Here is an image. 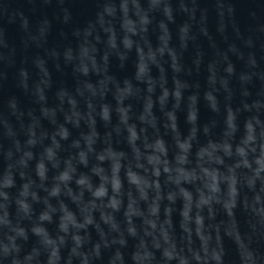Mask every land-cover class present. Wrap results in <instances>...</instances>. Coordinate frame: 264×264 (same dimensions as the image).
Segmentation results:
<instances>
[{"label": "clouds", "instance_id": "1", "mask_svg": "<svg viewBox=\"0 0 264 264\" xmlns=\"http://www.w3.org/2000/svg\"><path fill=\"white\" fill-rule=\"evenodd\" d=\"M57 7L53 19L69 24L64 0ZM211 7L215 34L208 7L197 0H102L94 20L73 29L76 46L62 51L48 47L46 14L34 27L20 14L24 49L38 51L31 58L36 78L25 58L17 86L37 107L23 110L13 96L0 113V137L8 142H0V264H227L226 242L236 264H264V24L244 36L230 4L216 0ZM179 15L174 45L169 25ZM200 38L212 51L207 62ZM0 48H8L2 32ZM133 52L131 78L109 73L110 57L123 68ZM14 57L15 49L0 53V63L15 67ZM61 59L76 85L60 87L49 106L48 61L60 71ZM202 67L203 99L213 113L221 112L224 94L218 137L215 121L198 122L199 82L181 79ZM182 105L186 134L178 126Z\"/></svg>", "mask_w": 264, "mask_h": 264}, {"label": "water", "instance_id": "2", "mask_svg": "<svg viewBox=\"0 0 264 264\" xmlns=\"http://www.w3.org/2000/svg\"><path fill=\"white\" fill-rule=\"evenodd\" d=\"M102 0H64L65 6H67L72 13V20L69 24L65 25L53 17L59 12L57 7L59 0H52L51 6H44L43 0H0V32L3 33V39L7 43L8 48H0V53H7L12 49H15V67H9L4 63H0V72H4L6 75L5 79H0V113L6 114V102L9 98L15 96L19 102L20 107L23 110H28L33 107H37L33 103V98L29 95L24 94V92L17 86L16 70L21 66V61L25 58L28 59L26 67L32 71V78L35 79V72L31 69V58L37 54V49L35 47H29L27 50L24 49L23 40L26 38V34L21 28L20 14H23L29 19L30 25L35 26L37 21L42 15L46 14L50 20H52V30L48 37V47H56L58 50L62 51L64 47L76 46V40L72 36V31L76 27L86 26L89 20H94L95 13L97 11V5L101 3ZM177 0H173L175 4ZM197 2L202 7H208L209 17L208 25L209 29L213 34H215L216 26V15L214 9L211 7L215 4L216 0H197ZM227 4H230L234 8V21L239 27L241 33L244 36L255 35V29L258 24H264V0H225ZM254 14V15H253ZM160 17H157L159 19ZM184 17L179 15L176 17V24L169 25L173 33L174 45L177 44L176 31L177 25L182 23ZM64 32L66 34V39L61 38L59 33ZM231 35V29H229ZM149 39L151 40L153 46L157 44V34L150 31ZM217 42L220 43L219 37H217ZM197 43L201 46L205 52V62L212 58V51L208 47V42L204 38H200ZM239 43V42H237ZM260 44L264 45V36L260 37ZM99 48L103 49V45H98ZM221 47L223 45L221 44ZM194 47L189 46L188 51L184 53L183 63L191 67L192 59L194 57ZM43 55V53H40ZM260 55L264 56V51L260 52ZM233 61L237 65V69L240 70L242 65L232 57ZM61 70L57 71L55 64L52 60L48 61V68L52 77V89L47 93L49 98V106H54L55 104V92L60 87H66L69 90L74 89L76 85V79L73 75L71 65L65 66L63 60L59 61ZM135 53L129 54V59L125 62L124 67H120V61L116 59L115 56L110 57V67L109 73L115 76L119 80L124 78H131L134 74L135 68ZM167 68V65H165ZM153 76L159 75L157 69L153 68ZM171 71H168L169 76V86H171ZM206 71L201 68V72L197 75L195 72L191 76L182 74L181 79H186L189 83L195 84L199 82L200 84V101L198 104L199 114L198 122L201 126L205 124H211L212 121L216 122V127L212 129L216 137H218L223 129V107H224V94L221 92L218 95L220 101L221 112L219 114L213 113L207 106V103L203 99V92L206 89ZM95 78L93 77V80ZM232 85L234 88L238 89V83L233 80ZM196 89H191L185 93V98L191 94L192 91ZM255 94L256 89H252ZM254 98V97H253ZM111 97H109V100ZM186 103V100H185ZM240 104V96L237 92L232 100V106L235 108ZM171 105H169L170 107ZM138 107V106H137ZM38 114V113H37ZM157 115L160 113L157 111ZM185 106L182 105L181 110L177 112L178 126L182 133L186 134L189 125L185 123ZM243 115L240 117L243 120ZM62 119V118H61ZM12 123H15L14 119H11ZM45 127H49L47 121H43ZM102 130V129H101ZM73 131V135H75ZM201 141H204L203 135L200 136ZM0 142L7 146L8 142L0 137ZM2 166V162H0ZM238 218L240 219L242 227L244 226L245 217L242 213H238ZM54 225L49 226L50 230ZM226 247L230 249L229 255L226 258L227 264H236V257L234 251H231V245L226 242Z\"/></svg>", "mask_w": 264, "mask_h": 264}]
</instances>
